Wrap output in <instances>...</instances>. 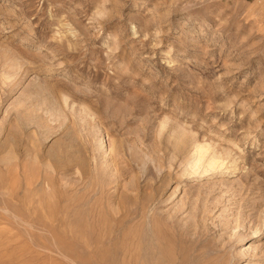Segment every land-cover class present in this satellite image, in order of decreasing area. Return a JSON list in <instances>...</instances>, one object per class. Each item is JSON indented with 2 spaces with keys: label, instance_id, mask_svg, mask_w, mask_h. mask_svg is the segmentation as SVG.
Masks as SVG:
<instances>
[{
  "label": "rangeland",
  "instance_id": "374dc122",
  "mask_svg": "<svg viewBox=\"0 0 264 264\" xmlns=\"http://www.w3.org/2000/svg\"><path fill=\"white\" fill-rule=\"evenodd\" d=\"M0 264H264V0H0Z\"/></svg>",
  "mask_w": 264,
  "mask_h": 264
},
{
  "label": "bare ground",
  "instance_id": "6f19581e",
  "mask_svg": "<svg viewBox=\"0 0 264 264\" xmlns=\"http://www.w3.org/2000/svg\"><path fill=\"white\" fill-rule=\"evenodd\" d=\"M181 139V138H179ZM185 140V139H183ZM188 143V142H187ZM179 144H182L179 143ZM194 143L190 144L193 145ZM183 145V144H182ZM188 147V146H187ZM174 148V147H173ZM184 148V147H183ZM188 148H192V147H188ZM209 148V147H208ZM177 149L180 150V153H183V149H178L177 147H175V150ZM208 149H206L205 147V150L202 148V146H194L193 145V149H192V152L191 154L189 155V157L185 158V167H184V174L187 176L188 175H195L196 178L197 177H206V176H209L211 174H213L215 171H217L218 169H221V167L223 166L222 162L221 161H218L214 156L216 155H210L208 156V153H206ZM179 152V151H178ZM213 152V151H212ZM188 153V152H187ZM180 156V155H179ZM188 156V155H187ZM186 157V155H185ZM220 157V155H219ZM227 157V156H225ZM75 158V157H74ZM78 158V157H77ZM184 159V157H183ZM74 160V159H73ZM224 160V159H223ZM72 163V165L74 164L75 168L77 169H80L81 170V173L82 175H85L86 173H84L85 171L82 170V168L84 167V162L83 160H79V161H75L74 162H70ZM85 168V167H84ZM194 176V177H195ZM100 188H103L102 186ZM100 193V191H99ZM74 211V209H73ZM95 222H97L96 220L98 219H95ZM93 220V221H94ZM92 221V222H93ZM133 221V220H132ZM94 223V222H93ZM97 226H95L94 228L96 230H98L100 227L102 228V225H103V222H100V219H99V224L95 223ZM72 228L74 229V224H71ZM93 226V225H92ZM103 231V230H102ZM256 233V232H255ZM102 238H104L103 234H100L98 236H95L93 238H87L86 234L85 235H82L79 240H78V237L77 239H75V237L72 239V242H102ZM89 255V254H87ZM103 255V254H102ZM96 257H98L97 255H95ZM88 257V256H87ZM86 257V258H87ZM89 257H91L89 255ZM100 257V255H99ZM99 257L96 258L99 260ZM85 258V257H83ZM89 259V258H88ZM92 259V258H91ZM95 259V258H94ZM95 259V260H96ZM86 261H89V260H86Z\"/></svg>",
  "mask_w": 264,
  "mask_h": 264
}]
</instances>
